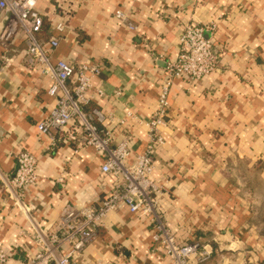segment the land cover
I'll list each match as a JSON object with an SVG mask.
<instances>
[{
  "label": "crops",
  "instance_id": "1",
  "mask_svg": "<svg viewBox=\"0 0 264 264\" xmlns=\"http://www.w3.org/2000/svg\"><path fill=\"white\" fill-rule=\"evenodd\" d=\"M118 8L131 14L137 31L117 20ZM38 10L45 17L40 38L54 62L101 64L93 83L104 96L93 105L116 140L128 108L141 119L152 116L184 24H217L206 36L219 49V70L205 80L172 83L153 175L164 186L160 209L179 241L197 239L212 248L203 264H264L263 201L249 184L264 161V0H40ZM59 22L62 30L54 28ZM51 36L59 38L55 48ZM11 47L13 60L5 61L0 44V244L12 252L9 264H24L36 251L31 223L1 182L16 171L19 152L39 159L26 201L43 222H54L66 202L98 205L115 177L103 172L104 159L92 146L60 139L52 148L51 137L38 129L55 102L52 80L28 64L22 37ZM131 122L125 132L134 161L148 133L145 124ZM153 233L150 217L122 206L108 213L77 263L171 264Z\"/></svg>",
  "mask_w": 264,
  "mask_h": 264
},
{
  "label": "built area",
  "instance_id": "2",
  "mask_svg": "<svg viewBox=\"0 0 264 264\" xmlns=\"http://www.w3.org/2000/svg\"><path fill=\"white\" fill-rule=\"evenodd\" d=\"M40 0H0V19H5L0 29V44L5 61L13 50L12 43L22 37L26 45L28 64L39 69L52 80L49 94L55 102L49 113L42 118L38 129L51 137L54 148L61 139L75 147L92 146L103 157L102 170L115 177L112 189L98 205L78 206L66 202L54 222H43L31 212L26 201L28 189L38 178L39 159L30 151L18 153V167L13 174L2 176V187L8 198L31 223L30 234L36 251L29 254L24 264H78L77 256L99 234L108 213L125 206L138 216L150 217L153 225V240L159 244L171 264H203L213 256V250L200 240L180 242L166 223L160 209V196L164 186L153 175L156 148L165 144L162 128L167 125L169 92L175 79L190 82L205 80L215 75L220 66V53L206 31H214L216 23L201 25L191 21L182 27L179 34L178 52L166 61V79L163 81L157 107L149 119H141L128 108L119 119L122 137L117 139L114 130L101 126L103 115L93 105L104 96V91L93 83L101 72L99 62L87 61L75 64L70 60L54 62L40 38L45 17L38 10ZM70 16L69 10L65 15ZM114 16L131 30L138 25L128 11L118 8ZM64 22L54 28L62 30ZM49 44H59L57 36H51ZM131 121L147 126L148 142L142 153L130 161ZM75 148V149H77ZM10 249L0 244V264H9Z\"/></svg>",
  "mask_w": 264,
  "mask_h": 264
},
{
  "label": "trees",
  "instance_id": "3",
  "mask_svg": "<svg viewBox=\"0 0 264 264\" xmlns=\"http://www.w3.org/2000/svg\"><path fill=\"white\" fill-rule=\"evenodd\" d=\"M264 169V161H259L256 169L252 171V176L249 178L251 190L262 196L261 206L264 207V178L260 177L261 170Z\"/></svg>",
  "mask_w": 264,
  "mask_h": 264
}]
</instances>
